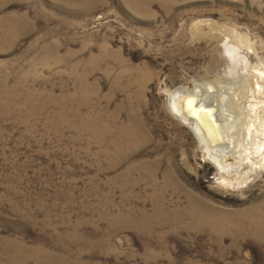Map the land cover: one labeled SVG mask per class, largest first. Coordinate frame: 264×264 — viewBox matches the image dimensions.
<instances>
[{"label": "rangeland", "instance_id": "rangeland-1", "mask_svg": "<svg viewBox=\"0 0 264 264\" xmlns=\"http://www.w3.org/2000/svg\"><path fill=\"white\" fill-rule=\"evenodd\" d=\"M263 103L264 0H0V264H264Z\"/></svg>", "mask_w": 264, "mask_h": 264}, {"label": "bare ground", "instance_id": "bare-ground-1", "mask_svg": "<svg viewBox=\"0 0 264 264\" xmlns=\"http://www.w3.org/2000/svg\"><path fill=\"white\" fill-rule=\"evenodd\" d=\"M244 80H245V78L242 79L241 82H244ZM248 87H250V86H248ZM257 89L259 90L258 87H257ZM201 95H202L201 92H196V91L195 92H188L185 89H177L170 96V106L172 108L174 116L177 117L179 120H181L183 123L189 125L190 129L197 136L200 143L204 145L206 151L208 152V154L212 158V160L215 162V164L222 171H224V170H226V165L224 163L223 157L218 156L216 154L212 155L213 153H211V152H214V151H212L210 149L211 144L217 143L216 145H218V148H219L220 147L219 143L225 142L226 143L225 146L231 145V146L236 147L238 145L237 144L238 136L235 138H232L230 136L231 132L229 134V132L227 133L226 131L223 130L221 124H218L219 121H216L215 114L213 113L214 109H215V107L213 105L214 102L212 104L207 105L208 100L206 101L205 97H204L205 99H203ZM248 96H250V95H248ZM201 100H202V102H201ZM244 101H246V100H244ZM216 108H217V106H216ZM263 108H262V110H264ZM135 123H136V121H135ZM128 129H129L128 134H130L129 137H130V139L133 140V138L136 136V131H135L136 128L135 129L132 128V125L130 124ZM253 143L254 142L252 140H250L248 143H243L244 145L242 146V149L246 151L248 149L253 148V146L255 145V143H254V145H253ZM260 144H262V143H260ZM221 146L223 147L224 145H221ZM255 146H257V145H255ZM242 149L240 150V152H238L239 154L241 153ZM262 151H263V149H262ZM251 159H253V158H251Z\"/></svg>", "mask_w": 264, "mask_h": 264}]
</instances>
